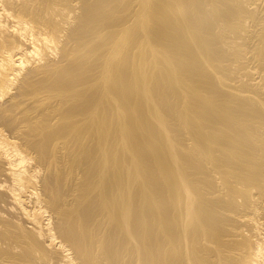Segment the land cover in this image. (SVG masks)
Wrapping results in <instances>:
<instances>
[{
	"label": "bare ground",
	"instance_id": "obj_1",
	"mask_svg": "<svg viewBox=\"0 0 264 264\" xmlns=\"http://www.w3.org/2000/svg\"><path fill=\"white\" fill-rule=\"evenodd\" d=\"M0 264H264V0H0Z\"/></svg>",
	"mask_w": 264,
	"mask_h": 264
}]
</instances>
